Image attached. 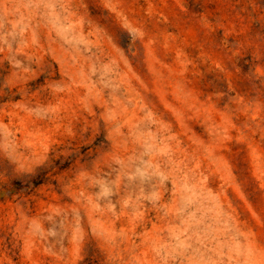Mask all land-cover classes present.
Here are the masks:
<instances>
[{"label":"rangeland","instance_id":"obj_1","mask_svg":"<svg viewBox=\"0 0 264 264\" xmlns=\"http://www.w3.org/2000/svg\"><path fill=\"white\" fill-rule=\"evenodd\" d=\"M249 33L226 0H0V264H264Z\"/></svg>","mask_w":264,"mask_h":264},{"label":"trees","instance_id":"obj_2","mask_svg":"<svg viewBox=\"0 0 264 264\" xmlns=\"http://www.w3.org/2000/svg\"><path fill=\"white\" fill-rule=\"evenodd\" d=\"M231 7V14L239 24L250 27V35L264 38V0H226ZM244 61V59H240ZM247 67L254 65L251 56L247 57Z\"/></svg>","mask_w":264,"mask_h":264}]
</instances>
